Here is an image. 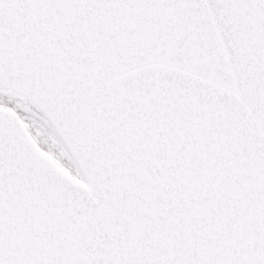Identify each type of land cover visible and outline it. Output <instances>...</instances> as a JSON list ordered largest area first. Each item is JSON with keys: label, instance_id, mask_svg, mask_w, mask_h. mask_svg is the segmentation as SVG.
<instances>
[{"label": "snow or ice", "instance_id": "obj_1", "mask_svg": "<svg viewBox=\"0 0 264 264\" xmlns=\"http://www.w3.org/2000/svg\"><path fill=\"white\" fill-rule=\"evenodd\" d=\"M0 264H264V0H0Z\"/></svg>", "mask_w": 264, "mask_h": 264}]
</instances>
